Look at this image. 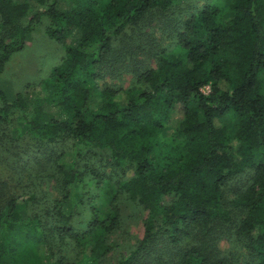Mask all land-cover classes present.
<instances>
[{"label": "trees", "instance_id": "16d2710c", "mask_svg": "<svg viewBox=\"0 0 264 264\" xmlns=\"http://www.w3.org/2000/svg\"><path fill=\"white\" fill-rule=\"evenodd\" d=\"M37 1L43 9L30 11L24 2L0 0V74L42 18L46 36L65 53L47 78L25 84L11 100L0 89V120L24 125L39 143L71 140L69 155L53 159L57 239H73L87 264H100L119 224L113 201L124 194L146 215L137 246L117 264H146L163 251L173 264H236L211 245L229 231L242 240L245 264H264V0H229L224 19L212 5L189 14L175 33L183 54L157 53L155 68L135 72L147 90L98 85L96 68L111 52L112 36L175 0ZM229 114L236 119L233 134L222 121ZM90 148L109 152L117 177L125 167L132 176L112 188L110 177L80 164ZM245 169L253 171L251 182L235 202L246 213L230 227L221 186ZM93 179L108 189L103 212L91 201ZM164 197L171 200L162 204ZM28 200L10 196L0 204V264H67L49 255L42 220L19 214ZM84 211L88 218L78 228L74 219ZM18 232L34 247L14 242ZM192 232L198 242L176 248Z\"/></svg>", "mask_w": 264, "mask_h": 264}, {"label": "rangeland", "instance_id": "374dc122", "mask_svg": "<svg viewBox=\"0 0 264 264\" xmlns=\"http://www.w3.org/2000/svg\"><path fill=\"white\" fill-rule=\"evenodd\" d=\"M12 1L26 3L30 11L41 10L44 7L37 0ZM228 2L229 0H175L163 13L159 11H154L152 15L148 13L137 25L125 27L123 31L111 37V52L96 68V72L102 77L98 80V85L104 84L111 89L137 87L147 90V84L136 81L135 72L155 68L157 53L170 52L182 55L183 51L177 45L175 37V33L182 28V21L205 5L215 6L224 19L230 15ZM45 27L46 22L42 18L26 36L22 49L13 53L5 63L0 74V89L8 100H11L25 84H35L47 78L52 68L58 65L64 56V47L46 36ZM201 91L206 94L208 86L202 87ZM222 121L228 127V133L233 134L235 117L229 114ZM169 132L171 130L166 133ZM177 141L180 142L181 138H177ZM70 148L71 140L67 137L52 143H39L24 125H19L16 129L0 120V204L10 196L29 197L25 204L18 207V212L23 219L37 215L48 228L46 244L52 259L61 258L67 264H87L76 242L68 238L59 241L56 231L52 229L54 220L51 208L60 196L59 179L53 159L60 152L69 155ZM262 152V149L256 150V160L261 159ZM80 164L110 177L109 185L112 188H116L118 179L127 180L132 176V169L125 167L122 177H117L115 173L119 172L118 167L112 165L110 154L105 149H88ZM252 173V169H245L227 179L221 186L220 203L228 213L230 227L245 216V207L235 200L250 184ZM103 184L93 179L88 185L91 194L96 195L91 201L100 212H103L110 202L108 189ZM170 200L171 197H164L161 203L167 204ZM113 203L119 210V224L108 236L110 250L101 258L100 264H117L121 258L135 249L143 233L146 210L124 194H118ZM87 218L88 213L84 211L80 217L74 219V225L80 228ZM198 238L199 236L192 232L191 235L185 236L176 248L195 244ZM13 240L19 246L29 249L33 248L35 243L30 237L25 236L24 232L16 233ZM211 245L218 254L231 257L236 264H245L248 261L242 240L233 236V231L218 236ZM163 253L146 264H173L174 260L169 252Z\"/></svg>", "mask_w": 264, "mask_h": 264}]
</instances>
